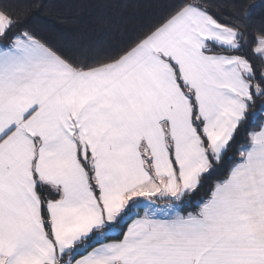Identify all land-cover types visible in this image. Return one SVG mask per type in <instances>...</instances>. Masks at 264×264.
Here are the masks:
<instances>
[{"label": "snow or ice", "instance_id": "obj_1", "mask_svg": "<svg viewBox=\"0 0 264 264\" xmlns=\"http://www.w3.org/2000/svg\"><path fill=\"white\" fill-rule=\"evenodd\" d=\"M228 6L174 0L120 50L77 59L0 0V264H264V124L187 210L264 117L247 54L264 61V28Z\"/></svg>", "mask_w": 264, "mask_h": 264}, {"label": "trees", "instance_id": "obj_2", "mask_svg": "<svg viewBox=\"0 0 264 264\" xmlns=\"http://www.w3.org/2000/svg\"><path fill=\"white\" fill-rule=\"evenodd\" d=\"M5 2L20 16V30L28 29L63 54L79 59L101 57L120 50L158 23L170 11L174 0H39L42 7L30 8L28 6L34 5L37 0ZM201 2L209 5L211 13L218 18H233L232 9L228 6L231 0ZM245 4L250 6L246 23L249 30L255 33L264 28V0H245ZM241 23L245 21L241 20ZM251 47L249 45L247 54L259 71L264 61L252 54ZM261 103L258 100L253 111L258 110ZM261 124H264V117L249 120L244 125L229 153L234 159L226 158L206 177L203 187L191 197L192 206L187 210H195L196 202L207 197L214 183L227 175L238 158V149L248 143L247 133L258 129ZM121 238V235L108 237L109 240Z\"/></svg>", "mask_w": 264, "mask_h": 264}, {"label": "crops", "instance_id": "obj_3", "mask_svg": "<svg viewBox=\"0 0 264 264\" xmlns=\"http://www.w3.org/2000/svg\"><path fill=\"white\" fill-rule=\"evenodd\" d=\"M91 250V249H90ZM78 258V257H77Z\"/></svg>", "mask_w": 264, "mask_h": 264}]
</instances>
